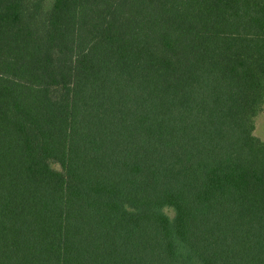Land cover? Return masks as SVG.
<instances>
[{"label":"trees","instance_id":"16d2710c","mask_svg":"<svg viewBox=\"0 0 264 264\" xmlns=\"http://www.w3.org/2000/svg\"><path fill=\"white\" fill-rule=\"evenodd\" d=\"M262 115L264 0H0V264H264Z\"/></svg>","mask_w":264,"mask_h":264},{"label":"rangeland","instance_id":"374dc122","mask_svg":"<svg viewBox=\"0 0 264 264\" xmlns=\"http://www.w3.org/2000/svg\"><path fill=\"white\" fill-rule=\"evenodd\" d=\"M255 135L260 138L262 141H264V115L258 118L256 122V131ZM55 168H58L56 165Z\"/></svg>","mask_w":264,"mask_h":264}]
</instances>
